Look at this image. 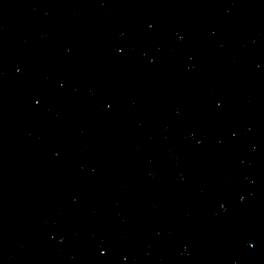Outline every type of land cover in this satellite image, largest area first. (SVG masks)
<instances>
[{
	"label": "water",
	"instance_id": "95a60500",
	"mask_svg": "<svg viewBox=\"0 0 264 264\" xmlns=\"http://www.w3.org/2000/svg\"><path fill=\"white\" fill-rule=\"evenodd\" d=\"M0 264H264V0H0Z\"/></svg>",
	"mask_w": 264,
	"mask_h": 264
}]
</instances>
